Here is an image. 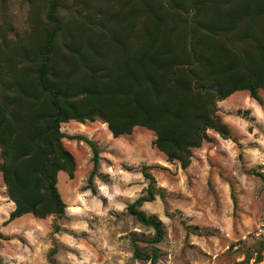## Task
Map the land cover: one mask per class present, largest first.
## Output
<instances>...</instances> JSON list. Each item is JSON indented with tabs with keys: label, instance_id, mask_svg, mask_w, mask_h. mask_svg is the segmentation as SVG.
<instances>
[{
	"label": "trees",
	"instance_id": "obj_1",
	"mask_svg": "<svg viewBox=\"0 0 264 264\" xmlns=\"http://www.w3.org/2000/svg\"><path fill=\"white\" fill-rule=\"evenodd\" d=\"M27 1L46 6L45 21L37 15L31 31L13 40L0 28V172L15 206L4 225L27 214L65 216L57 178L76 171L65 138L91 147L92 185L99 150L62 133V124L101 120L114 139L145 128L168 162L187 169L208 131L231 139L218 103L246 91L264 106V0ZM144 176L148 196L128 213L154 230V246L164 229L137 208L155 198L153 179ZM232 199L236 204L233 190ZM262 251L264 242L257 263ZM56 253H49L51 264ZM134 255L149 264L160 257L137 245Z\"/></svg>",
	"mask_w": 264,
	"mask_h": 264
},
{
	"label": "rangeland",
	"instance_id": "obj_2",
	"mask_svg": "<svg viewBox=\"0 0 264 264\" xmlns=\"http://www.w3.org/2000/svg\"><path fill=\"white\" fill-rule=\"evenodd\" d=\"M46 12L41 3L0 0V28L10 40L23 37L37 15L45 21ZM259 96L264 101V91ZM217 114L231 139L208 131L209 142L193 150L187 169L168 162L153 145L155 134L145 128L114 139L101 120L62 124V133L97 146L98 173L89 186L91 147L63 139L76 163L74 178L66 172L57 178L65 216L27 214L4 225L15 206L0 172V233L5 238H0V259L4 264H51L49 253L56 248V264H149L135 258L137 245L143 254L156 248L158 264H264V251L256 262L264 242V181L259 177H264V106L241 91L218 103ZM145 173L153 179L155 198L137 208L163 225V241L154 246L148 243L154 230L128 213L130 205L148 196Z\"/></svg>",
	"mask_w": 264,
	"mask_h": 264
},
{
	"label": "bare ground",
	"instance_id": "obj_3",
	"mask_svg": "<svg viewBox=\"0 0 264 264\" xmlns=\"http://www.w3.org/2000/svg\"><path fill=\"white\" fill-rule=\"evenodd\" d=\"M104 126L106 127V129H108L106 125H104ZM73 210H74V209H73Z\"/></svg>",
	"mask_w": 264,
	"mask_h": 264
},
{
	"label": "crops",
	"instance_id": "obj_4",
	"mask_svg": "<svg viewBox=\"0 0 264 264\" xmlns=\"http://www.w3.org/2000/svg\"><path fill=\"white\" fill-rule=\"evenodd\" d=\"M106 128V127H105Z\"/></svg>",
	"mask_w": 264,
	"mask_h": 264
}]
</instances>
